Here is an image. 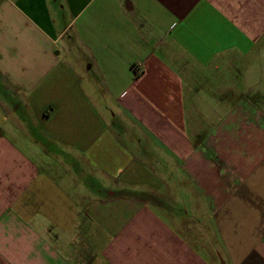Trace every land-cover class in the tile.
Masks as SVG:
<instances>
[{"label":"crops","instance_id":"1","mask_svg":"<svg viewBox=\"0 0 264 264\" xmlns=\"http://www.w3.org/2000/svg\"><path fill=\"white\" fill-rule=\"evenodd\" d=\"M0 264H264V0H0Z\"/></svg>","mask_w":264,"mask_h":264}]
</instances>
